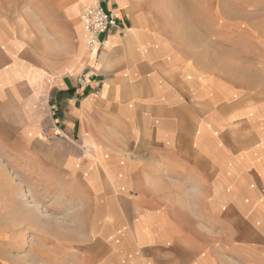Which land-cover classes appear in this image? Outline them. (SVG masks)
Segmentation results:
<instances>
[{
  "label": "crops",
  "instance_id": "1",
  "mask_svg": "<svg viewBox=\"0 0 264 264\" xmlns=\"http://www.w3.org/2000/svg\"><path fill=\"white\" fill-rule=\"evenodd\" d=\"M81 1L69 0L77 51L63 71L23 60V25L34 21L41 42L44 12L59 16L60 0L0 2V233L16 214L15 152L36 186L102 220L114 264H264L262 110L249 122L255 139L236 136L235 84L203 70L138 1L94 0L117 24L88 50L69 12ZM35 227L23 217L43 249L59 244Z\"/></svg>",
  "mask_w": 264,
  "mask_h": 264
},
{
  "label": "rangeland",
  "instance_id": "2",
  "mask_svg": "<svg viewBox=\"0 0 264 264\" xmlns=\"http://www.w3.org/2000/svg\"><path fill=\"white\" fill-rule=\"evenodd\" d=\"M24 1L32 4L34 0ZM135 1L144 5L167 37L198 59L203 70L216 73L222 85L227 83L225 79L235 84L236 98L244 103L235 108L236 136L250 134L249 122L256 118L257 111L262 110L264 117V0ZM93 3L94 0L74 3L69 10L70 17L79 24L83 6ZM59 4L62 6L59 5V16L52 15L51 10L44 12L48 16L44 17L46 26L41 42L36 43L34 21L23 25V38L31 40L23 42V52H27L23 60L28 64L51 68L59 63V69L63 71L73 60L77 42L68 33L71 29L67 15L70 2L60 0ZM53 24L59 29L54 37ZM250 136L249 142L255 139ZM47 142L51 143L49 138ZM27 145L35 147L32 142ZM52 152L50 146L45 148V163L58 160V155ZM12 162V165L7 163L6 168L11 176V205L17 211L13 210L16 214H11L13 223L1 227L7 233H0V264H19L20 260L22 264H114L115 252L107 246L108 239L112 237L114 241V236L99 235L102 220L84 218L80 205L57 187L36 186L32 182L33 176L21 169L25 160L18 153L12 152ZM15 196H18L17 200ZM18 201L23 203L20 210ZM91 207L95 209L94 204ZM23 217L33 228L36 224L46 226L48 237L52 238L51 232L59 233V244L43 249L37 240V231L30 228L23 231ZM84 231L91 236L85 237Z\"/></svg>",
  "mask_w": 264,
  "mask_h": 264
},
{
  "label": "built area",
  "instance_id": "3",
  "mask_svg": "<svg viewBox=\"0 0 264 264\" xmlns=\"http://www.w3.org/2000/svg\"><path fill=\"white\" fill-rule=\"evenodd\" d=\"M79 19L84 31V44L92 50L100 42V37L117 24V20L97 3L84 5Z\"/></svg>",
  "mask_w": 264,
  "mask_h": 264
},
{
  "label": "bare ground",
  "instance_id": "4",
  "mask_svg": "<svg viewBox=\"0 0 264 264\" xmlns=\"http://www.w3.org/2000/svg\"><path fill=\"white\" fill-rule=\"evenodd\" d=\"M75 22H76V21H75ZM236 68H237V67H236ZM255 73H256V72H255ZM21 203H22L21 201H18V202H17V204H18L17 206H18L19 210L21 209ZM22 204H23V203H22ZM24 206H25V205H24ZM13 210H15V212H16V211H17V210H16V207H13V208H12V212H13ZM19 210H18V211H19ZM21 211H22V210H21ZM15 212H14V213H15ZM19 214H20V213H19ZM19 214H18V215H19ZM18 215H17V216H18ZM38 215H39V214H38ZM38 215H37V216H38ZM30 216H31V215H30ZM33 216H34V215H33ZM14 217H15V216H14ZM18 217H19V216H18ZM15 218H16V217H15ZM39 218H40V217H39ZM48 218H49V217H48ZM13 219H14V218H13ZM20 219H21V218H20ZM33 219H34V218H33ZM54 219H55V218H54ZM11 221H12V220H11ZM41 221H42V220H41ZM16 222H17V220H16ZM46 222H47V221H46ZM43 223H44V222H43ZM45 227H46V226H45ZM55 228H56V227H55ZM57 229H58V228H57ZM58 230H59V229H58ZM58 232H59V231H58ZM80 233H81V232H80ZM58 234H59V233H58ZM1 251H2V250H1ZM0 253H1V252H0ZM6 256H7V255H6ZM4 257H5V256H4ZM0 258H1V257H0ZM6 258H7V257H6ZM17 260H18V259H17ZM22 261H23V260H22ZM25 261H26V260H25ZM9 263H10V262H9ZM12 264H13V263H12ZM19 264H22L21 260H20V263H19Z\"/></svg>",
  "mask_w": 264,
  "mask_h": 264
}]
</instances>
